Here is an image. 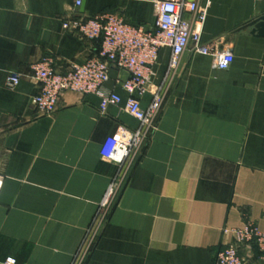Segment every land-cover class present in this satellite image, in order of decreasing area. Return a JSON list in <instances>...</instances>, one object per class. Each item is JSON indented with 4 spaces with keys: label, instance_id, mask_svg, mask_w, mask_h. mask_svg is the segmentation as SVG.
I'll list each match as a JSON object with an SVG mask.
<instances>
[{
    "label": "crops",
    "instance_id": "crops-1",
    "mask_svg": "<svg viewBox=\"0 0 264 264\" xmlns=\"http://www.w3.org/2000/svg\"><path fill=\"white\" fill-rule=\"evenodd\" d=\"M195 1V0H190ZM207 8L201 42L231 49L226 70L193 46L168 74L160 50L149 91L164 85L157 128L128 159L116 197L93 239L88 228L119 171L102 156L107 138L139 121L112 68L105 86L122 96L106 113L94 94L66 91L58 110L33 105L32 65L51 55L58 71L95 55L98 41L63 23L106 12L152 29V0H0V264H214L234 231L264 230V0H197ZM191 19L190 14H186ZM14 72L22 75L8 85ZM83 245V246H82ZM246 264H264L255 242Z\"/></svg>",
    "mask_w": 264,
    "mask_h": 264
},
{
    "label": "built area",
    "instance_id": "built-area-1",
    "mask_svg": "<svg viewBox=\"0 0 264 264\" xmlns=\"http://www.w3.org/2000/svg\"><path fill=\"white\" fill-rule=\"evenodd\" d=\"M82 1L77 0L76 7H80ZM152 1L157 17L154 28L132 25L119 14L111 12L67 20L63 23L64 28L78 33L86 40L98 41V52L84 63H73L65 73L57 70L51 55L42 57L32 65V77L39 85V91L32 102L42 115L54 114L58 110L62 94L66 91L98 95L101 98L100 109L106 113L109 105L123 101L119 93L108 90L105 86L110 69H125L130 73L129 78L119 84L129 94L125 109L139 121V126L122 129L107 138L102 148L103 158L117 164L119 171L113 177L88 228L86 238L89 241L106 219L114 202L125 162L142 154L147 141L157 128L165 100L164 85L155 88L147 108L141 106V98L149 91L154 75L153 67L158 61L160 50L165 47L172 50L169 75L176 73L183 54L190 46L197 53L212 54L218 69L226 70L234 61L231 49L220 50L216 42H201L207 8L197 0ZM186 14H190L192 18L187 19ZM21 79L22 75L14 72L8 77V85L15 87ZM1 185L0 180V188ZM251 242H255L264 254V230L252 223L234 231V241L217 251L214 264H246L240 248ZM72 264L80 263L74 260Z\"/></svg>",
    "mask_w": 264,
    "mask_h": 264
}]
</instances>
